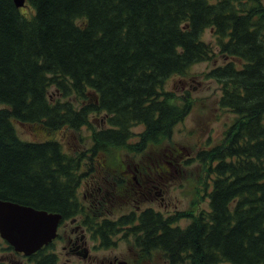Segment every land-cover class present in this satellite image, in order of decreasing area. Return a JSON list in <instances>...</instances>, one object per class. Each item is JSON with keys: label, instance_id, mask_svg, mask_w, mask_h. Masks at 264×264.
<instances>
[{"label": "trees", "instance_id": "trees-1", "mask_svg": "<svg viewBox=\"0 0 264 264\" xmlns=\"http://www.w3.org/2000/svg\"><path fill=\"white\" fill-rule=\"evenodd\" d=\"M208 28L215 44L203 38ZM216 49L227 61L207 76L222 84L220 104L236 119L221 144L197 155L207 166L208 207L167 218L149 209L131 232L169 264H264L261 0H25L22 7L0 0V199L70 209L85 160L109 168L111 147L141 154L173 136L192 107L177 103L166 81L214 60ZM95 114L106 127L93 124ZM14 121L49 138L24 139ZM66 127H87L91 148L66 151L53 137ZM189 217L185 228L177 225Z\"/></svg>", "mask_w": 264, "mask_h": 264}, {"label": "rangeland", "instance_id": "rangeland-1", "mask_svg": "<svg viewBox=\"0 0 264 264\" xmlns=\"http://www.w3.org/2000/svg\"><path fill=\"white\" fill-rule=\"evenodd\" d=\"M261 1L264 3V0ZM203 38L213 44L216 43L213 29H206ZM218 51L219 49H216L217 55L214 60L192 65L187 76L175 75L166 81L165 88L175 93L176 102L179 104L189 102L192 107L189 114L175 126L173 136L163 139L159 145L148 146L141 154L129 152L124 148L111 147L107 156V160L110 162L109 174L100 170L98 174L89 176V180H92L93 184L91 187L85 184L80 185L76 191L81 193L77 195L78 198L75 196L73 200L85 201L83 194L87 193L89 196L88 191H90L94 194L93 197L105 198L106 203L101 204L103 209H119L122 204L132 201L129 193L126 191L123 193V189L128 183L129 177L133 175L138 181L134 194L137 204L142 207L152 206L160 209L164 212L165 217L180 210L191 211L189 215H194L208 207V197L206 191H203L208 180L207 166L203 163H196L197 155L207 146L221 144L224 141L226 130L236 119L234 113L220 104L222 84L207 76L213 67L223 65L227 61V58ZM54 90L55 88H51L50 95L53 100H56L59 96ZM91 120L98 128L106 127L102 114L92 115ZM14 124L18 134L24 139L44 140L49 138L47 132L35 126H27L18 121H14ZM142 128L143 126H137L134 131L139 133ZM53 137L63 142L64 148L68 152H76L82 148L89 150L92 146L91 131L87 127H82L81 130L62 128ZM136 139L137 136H133L131 142ZM98 158H104L103 152L98 153ZM93 164L87 165L84 162L81 170L83 171L86 166L90 169L97 168H93ZM128 165L129 167H127ZM142 179L148 180V187L145 186L146 184L140 183ZM152 183L157 187H151ZM102 186L104 187V191H102L106 194L96 195L99 193V187ZM161 197H164L163 201ZM190 221L189 217L180 219L176 223L185 228ZM122 232L120 237H115L118 240V245L121 246L115 251L116 253L125 252V249L137 252L138 256H141L142 253L146 254L145 245L147 244L143 242L144 234H133L128 229ZM5 251H7V244L0 236V254ZM149 251L152 264H169L168 256L163 250L150 249Z\"/></svg>", "mask_w": 264, "mask_h": 264}, {"label": "flooded vegetation", "instance_id": "flooded-vegetation-1", "mask_svg": "<svg viewBox=\"0 0 264 264\" xmlns=\"http://www.w3.org/2000/svg\"><path fill=\"white\" fill-rule=\"evenodd\" d=\"M84 162L87 165L94 163L93 168H97L90 169L86 166L83 169L86 176L82 179L80 185L85 184L91 187L93 181L89 180V176L98 174L100 170L105 174H109L107 163L100 159L85 160ZM135 169H137V166H135ZM137 182L135 176L129 177L123 193L125 191L129 193L132 201L122 204L119 209H103L101 204L106 203L105 198L93 197L94 194L90 191H88L89 196L87 193L83 194L85 201L73 200L70 209L58 212L62 214L58 235L38 256H27L22 252H18L3 239L7 244V251L0 254V264H152L148 249L145 250L146 254L142 253L141 256H138L137 252L125 249V252H115L121 248L115 237H120L119 235L123 234L122 231L125 229L131 230L134 225H140L141 218L144 214H147V210L154 209L165 216L160 209L152 206L142 207L137 204V198L134 197ZM140 183L142 185L146 184L145 186L148 187V180L142 179ZM151 187L157 186L152 183ZM99 189V193L96 195L106 194V192H103V186ZM79 193L81 192L76 191L74 195L77 196ZM161 200L163 201L164 197H161ZM124 218L131 219L132 223H121ZM107 226L113 231L108 232ZM149 241L148 238H145L143 242L149 245Z\"/></svg>", "mask_w": 264, "mask_h": 264}, {"label": "water", "instance_id": "water-1", "mask_svg": "<svg viewBox=\"0 0 264 264\" xmlns=\"http://www.w3.org/2000/svg\"><path fill=\"white\" fill-rule=\"evenodd\" d=\"M22 7L25 0H14ZM60 213L0 199V234L17 251L32 255L56 236Z\"/></svg>", "mask_w": 264, "mask_h": 264}]
</instances>
